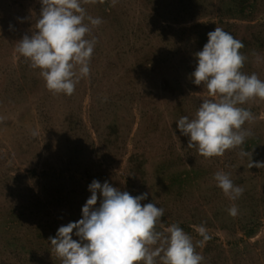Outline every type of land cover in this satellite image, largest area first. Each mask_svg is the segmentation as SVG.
Wrapping results in <instances>:
<instances>
[{
	"label": "rangeland",
	"instance_id": "obj_1",
	"mask_svg": "<svg viewBox=\"0 0 264 264\" xmlns=\"http://www.w3.org/2000/svg\"><path fill=\"white\" fill-rule=\"evenodd\" d=\"M81 3L102 23L89 25L90 73L68 96L48 90L16 52L41 4L0 0V264H62L49 237L82 217L93 180L148 193L142 204L163 208V227L190 235L201 264H264V167L240 156L264 161V100L240 105L254 116L242 126L249 135L221 157L188 149L176 124L212 99L191 73L216 27L243 42L241 72L264 81V0ZM220 171L244 189L238 199L217 186ZM200 225L211 237L203 247Z\"/></svg>",
	"mask_w": 264,
	"mask_h": 264
},
{
	"label": "clouds",
	"instance_id": "obj_2",
	"mask_svg": "<svg viewBox=\"0 0 264 264\" xmlns=\"http://www.w3.org/2000/svg\"><path fill=\"white\" fill-rule=\"evenodd\" d=\"M38 2L42 7L35 29L17 41L16 52L40 70L48 90L70 96L79 80L90 73L95 41L85 38L89 25L98 26L102 20L86 16L81 0ZM243 47L242 41L216 27L208 33L203 49L195 53L192 82L203 83L212 99L200 104L194 118L184 116L176 124L181 135L189 138L187 148L197 149L202 157H221L226 150L241 146L249 135L242 126L254 116L240 105L252 98L264 100V81L241 72L245 57L239 50ZM240 156H251L250 169L264 167V161H252V152L242 149ZM214 179L230 200L243 194L244 189L223 171ZM88 191L91 195L82 207V217L60 226L49 237L62 264H201L203 257L190 235L177 224L163 227V208L153 202L142 204L148 193L132 196L98 180L89 184ZM228 211L236 216L238 210L233 206ZM158 224L162 231L157 230ZM193 227L203 238L197 242L203 247L211 239L208 230L203 225Z\"/></svg>",
	"mask_w": 264,
	"mask_h": 264
}]
</instances>
